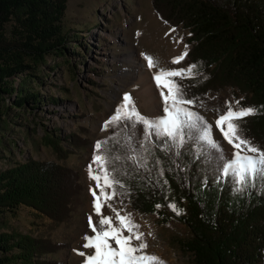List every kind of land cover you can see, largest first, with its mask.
Wrapping results in <instances>:
<instances>
[{"label": "trees", "instance_id": "16d2710c", "mask_svg": "<svg viewBox=\"0 0 264 264\" xmlns=\"http://www.w3.org/2000/svg\"><path fill=\"white\" fill-rule=\"evenodd\" d=\"M150 2L161 19L187 30L186 68H196L191 78H175L184 98L197 101L208 91L232 86L239 107L258 110L237 121L241 134L264 149V0ZM65 6L66 0H0V100L7 96L21 109L40 104L42 96L27 86L40 78L31 72L46 55L66 52L68 41L79 43V35L64 27ZM14 76L19 80L13 86ZM2 114L0 107V126ZM98 140L108 141L104 154L122 157L109 165L124 185L115 186L118 201L138 212H155L161 222L171 217L183 222L189 236L181 244L195 264H264V180L237 192L231 177L218 171L222 162L217 151L204 148L206 154H200L201 142L195 139L180 148L168 141L164 150L162 138L153 135L144 141L140 124L111 125L94 142ZM44 141L65 156L56 135L45 134ZM129 155L137 160L127 159ZM75 180L74 169L55 159L15 160L0 169V213L24 204L60 221L67 214ZM55 247L46 236L0 231V264H48L42 256Z\"/></svg>", "mask_w": 264, "mask_h": 264}, {"label": "rangeland", "instance_id": "374dc122", "mask_svg": "<svg viewBox=\"0 0 264 264\" xmlns=\"http://www.w3.org/2000/svg\"><path fill=\"white\" fill-rule=\"evenodd\" d=\"M63 22L69 32L79 35V43L68 41L66 52L46 55L43 64L31 72L40 78L30 80L27 86L42 96L40 104L33 109H21L7 96L0 100L3 113L0 169L29 156L55 159L73 168L76 174L75 188L62 220L54 221L24 204L13 212L0 213V231L46 236L55 242V249L42 256L48 264L79 263L76 260V250L80 251L79 236L82 230L90 229L85 208L84 169L92 161L95 138L106 132L102 130L103 122L114 114L125 94L131 96L140 114L157 117L163 113L162 100L159 113L145 101L133 58L141 60L151 77L161 68L187 67L185 57L178 64L172 63L185 45L188 48L187 30L161 19L150 0H66ZM181 37L183 40L178 43ZM171 48L176 53L171 54ZM142 54L153 57L156 67L149 69ZM18 80V76L13 77V86ZM231 88L225 85L217 91H208L194 104L185 105L213 126L212 136L227 157L233 149L215 126V120L227 110L228 102L237 107ZM45 134L56 135L65 156H60V152L44 141ZM108 203L123 208L125 215L130 213L133 222L140 225L139 231L144 233L148 244L147 253L169 264H195L191 253L181 244L189 236L183 222L172 217L161 222L155 212H138L116 197ZM97 226L100 227L98 223Z\"/></svg>", "mask_w": 264, "mask_h": 264}, {"label": "snow or ice", "instance_id": "6c2138e0", "mask_svg": "<svg viewBox=\"0 0 264 264\" xmlns=\"http://www.w3.org/2000/svg\"><path fill=\"white\" fill-rule=\"evenodd\" d=\"M171 31L174 32L175 29ZM182 40L183 37L177 42H182ZM142 55L149 69L156 67L153 57L147 54ZM186 55L187 45L184 46V51L180 55L173 58L172 63L178 64ZM194 68L196 65H189L186 69L161 68L152 73L162 100L163 115L150 118L140 114L131 96L125 94L114 114L103 123L102 130H108L111 125L119 127L122 122H130L131 127L140 124L144 128V141L150 140L153 135L162 138L164 139V150L169 147L168 141H171L172 146L180 148L188 140L195 139L201 142L200 154H206L203 151L204 148H207L209 152L215 150L219 153L218 159L222 163L218 171L222 173V176L231 177L235 185L234 190L242 192L250 186H255L257 179L264 180V149L244 138L240 125L237 123L247 116L256 115L258 110L254 106L239 107V101H235L237 107H233L232 103L228 102L227 110L215 120V126L233 149L231 155L226 158L219 142L212 136L213 126L207 123L199 113L185 106L192 105L195 101L184 98L183 89L175 79L177 77L191 78ZM106 143H108L107 140L96 141L92 162L88 166L90 179L96 181L95 188H90V192L93 196V212L99 217L97 223L100 227L93 222V216L89 215L87 223L92 235L87 233L84 235L82 247L92 251L76 250L78 255L84 258L82 264H165L155 254L145 251L148 244L144 240V233L139 231L140 225L133 222L131 214L121 215V210H117L108 203L116 195L115 186L123 187L124 185L113 175L115 169L109 170V165L114 161H119L122 157L119 155L110 157L104 154L102 147ZM129 150L131 151L130 144ZM127 159L136 161L137 157L129 155ZM140 166L146 165L141 162ZM96 189H99V194ZM106 189H112V191L107 192ZM105 205L115 212V216L103 214ZM156 207L161 206L156 205ZM169 207L177 215L180 214V210L174 203H170ZM114 220L118 223L114 224ZM125 231L127 235L124 234ZM133 241H139V243L135 244Z\"/></svg>", "mask_w": 264, "mask_h": 264}, {"label": "bare ground", "instance_id": "6f19581e", "mask_svg": "<svg viewBox=\"0 0 264 264\" xmlns=\"http://www.w3.org/2000/svg\"><path fill=\"white\" fill-rule=\"evenodd\" d=\"M178 45V44H176ZM171 51L173 53H176V50L174 48H171ZM134 61L136 62L137 64V76H138V80L143 84V87H142V90L141 92L143 94H145L146 98H145V101L147 103H149L151 105V107L159 113V111L161 110L160 108V103H161V98H160V95H159V91L157 89V86L153 80V78L151 77V74L145 69V67L143 66L141 60H139L138 58L134 57L133 58ZM165 91H167L165 89ZM163 115V113L161 114ZM227 143V142H226ZM92 161H90L86 166H85V169H84V180H85V185H86V201H85V208H86V214H87V218L89 215H92L93 216V222L94 223H97L98 220H99V217L93 212V207H92V201H93V196L90 192V188H95V185H96V181L90 179L89 177V173H88V166L89 164L91 163ZM95 167V165H94ZM97 190V193L99 194V189H96ZM109 202V201H108ZM116 208L117 210H121V215H125V210L122 209H119L118 205L116 204V206L114 207ZM103 214L104 215H108V216H115V212H113L111 209H109L106 205L104 206L103 208ZM113 223H118V221H113ZM89 228V227H88ZM89 232H92L91 229H84L81 231L80 233V236H79V241L78 242L80 244V251H85V252H90L92 251L91 249H84L82 247L83 243H84V240H83V237L84 235L87 233L89 234ZM127 234V233H126ZM92 235V233H91ZM76 239V238H75ZM77 241V240H76ZM75 241V242H76ZM77 243V244H78ZM78 244V246H79ZM77 258L76 259L79 263L78 264H82L83 262V257H81L80 255L77 254Z\"/></svg>", "mask_w": 264, "mask_h": 264}]
</instances>
